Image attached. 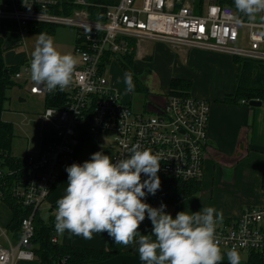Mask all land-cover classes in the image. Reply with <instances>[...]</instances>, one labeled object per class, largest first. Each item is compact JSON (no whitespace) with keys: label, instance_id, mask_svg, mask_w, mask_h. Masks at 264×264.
I'll use <instances>...</instances> for the list:
<instances>
[{"label":"built area","instance_id":"obj_1","mask_svg":"<svg viewBox=\"0 0 264 264\" xmlns=\"http://www.w3.org/2000/svg\"><path fill=\"white\" fill-rule=\"evenodd\" d=\"M65 1L72 9L67 13L46 11L58 0H3L0 4V19L15 21L21 33L28 32L31 23L76 28L79 58L72 83L63 91L36 86L30 78V63H23L14 74V80L26 83L31 94L58 96L59 103L42 114L47 128L40 152L28 155L23 168L0 166V199L9 191L30 210L22 219L18 238L3 232L6 244L0 243V264L36 258L32 249L35 218L55 186L61 164L75 155L87 137L111 134L113 162L129 156L132 146L139 144L142 150L162 157L160 179L201 180L209 143L210 101L172 92L165 95L160 109H137L126 101L107 70L112 61L133 50L134 40L165 41L179 48L264 62V12L258 20L242 18L218 0H206L201 6L194 0H141V6L137 0ZM239 41L244 45H237ZM216 236L221 251L235 247L239 254L264 257V203L247 207L237 218L218 221Z\"/></svg>","mask_w":264,"mask_h":264},{"label":"crops","instance_id":"obj_2","mask_svg":"<svg viewBox=\"0 0 264 264\" xmlns=\"http://www.w3.org/2000/svg\"><path fill=\"white\" fill-rule=\"evenodd\" d=\"M0 35L4 39L6 50L15 48L18 53L16 57H19L18 62L14 61L16 57L9 56L8 58L5 52L4 59L8 58V61L5 60L7 65L20 64L21 66L23 63H30L31 54L39 33H21L19 31L13 33L10 30H5L1 31ZM48 35L52 37L56 46L57 41L60 39L59 34H56L55 30L54 33ZM77 39L78 31L75 39L73 37L71 42H68L69 40L65 38L61 42L60 52L71 53L74 56ZM17 41L19 45L14 46ZM147 41L155 40H140L138 43L134 41L136 47L133 65L134 74L144 82L148 75L155 74L154 71L159 73L161 77L160 72L154 69L153 59L155 56L162 52L164 54L163 57L177 58L175 62L177 64L176 68L173 71L169 70L168 77L162 79V83L166 86L162 92L164 94L170 92L171 81L175 78L190 80L192 82L191 94L209 100L211 110L208 125L207 158L200 180L201 191L173 205L161 200L159 188L155 195L147 194L143 198L144 202L155 208H158L161 203L165 204L167 206L165 212L171 214L173 218L181 211L194 213L202 212L205 207H213L218 213L223 214L222 219L237 218L247 207L264 203V189L262 186L264 180V108L261 107L263 106V101L261 106H251L249 103H243V101L240 103L222 101L226 95L235 94L238 88L239 70L234 58L221 52L199 48H179L165 41L156 42L155 50L152 52V50H149L148 45L145 47L142 45V43H148ZM162 42L168 43L171 47L159 44ZM179 54H184V58H180ZM74 58L77 62L79 61L77 55ZM227 61L229 62L228 67L225 68L226 71L223 73L226 74L229 81L225 85L215 88L211 84V78H207L204 74L205 69L207 70V66L225 64ZM141 64H143V69ZM118 71H120L119 68ZM18 83L19 85L11 90L10 105L13 99L14 101L23 100L21 110L28 114V123L33 125L41 121L40 116H42L44 109L49 106L47 105L48 97L33 95L30 93L26 83L21 81ZM164 102L165 100L160 102L159 106L163 105ZM58 103L59 99L56 101V104ZM46 128L47 125L44 123V128L41 129L39 135L42 132L44 136ZM98 140V138L87 137L75 155L63 161L58 171V179L55 186L49 198L40 208V215L53 226V237L57 238V243L80 248L106 250L115 254L107 260L90 264H144L139 259L137 245H118L113 242L107 232L93 233L92 239H85L82 236L71 234L67 230L63 234H59L55 229L57 200L63 197L67 187L68 173L66 172V167L73 163L83 164V162L90 159L93 153L98 151L104 152L110 158L112 157V148L101 147L98 144ZM41 148L42 143L40 149L36 150V152L39 153ZM141 179L143 181L147 177L141 176ZM145 191L147 192L146 189ZM12 219V209L4 200L0 199V238L2 236L5 242L6 238L3 232L16 238L14 232L9 229ZM152 228L151 221L146 214L138 231L142 235H149L152 233ZM33 248L34 246L32 245ZM16 264H42V262L35 258L34 260H18Z\"/></svg>","mask_w":264,"mask_h":264},{"label":"clouds","instance_id":"obj_3","mask_svg":"<svg viewBox=\"0 0 264 264\" xmlns=\"http://www.w3.org/2000/svg\"><path fill=\"white\" fill-rule=\"evenodd\" d=\"M234 4L250 20L264 12V0H234ZM31 56L30 78L36 86L53 92L72 83L77 61L71 53L60 52L50 35H37ZM124 83L127 91H134L131 72L125 73ZM129 151V156L116 162L98 151L83 164L66 167V191L57 200V233L67 230L92 239L93 233L107 232L118 245H137L144 264H220L223 255L216 225L223 214L205 207L202 212H178L173 218L165 212V204L155 208L144 202L147 194L155 195L161 186L158 172L162 157L142 150L139 144ZM141 174L147 179L142 181ZM146 214L153 228L151 234L142 235L138 229ZM226 255L229 264H240L235 247Z\"/></svg>","mask_w":264,"mask_h":264},{"label":"trees","instance_id":"obj_4","mask_svg":"<svg viewBox=\"0 0 264 264\" xmlns=\"http://www.w3.org/2000/svg\"><path fill=\"white\" fill-rule=\"evenodd\" d=\"M104 1V0H100ZM206 0H194L197 6L203 5ZM221 4L232 6L235 10L234 0H218ZM3 0H0V4ZM65 0H60L58 4L48 6L47 10L51 13H67L70 12L71 6L66 5ZM196 6V12L199 10ZM237 11V10H236ZM241 17L244 15L242 13ZM55 24L50 23H31L29 24L28 32L51 34L56 30ZM16 22L12 20L0 19V32L5 30L17 31ZM135 41V40H134ZM134 49L125 55L119 56L118 64L124 73L131 72L133 83L135 85L133 92H146L147 86L133 72V65L136 56L135 42L131 43ZM19 42H15L14 46H18ZM4 39L0 35V166L20 167L26 165V158L16 157L12 153V141L14 138L13 127L10 123L3 120V113L8 109L11 101V90L18 86L19 83L14 80V74L19 70L20 64L9 66L5 63L4 54ZM238 65V88L235 94L226 95L222 100L227 103H249L252 99L264 100V72H260L259 68L264 69V62L251 59L233 57ZM104 66V65H102ZM192 82L187 79L175 78L171 81L170 92L189 94ZM47 105H57L58 96H47ZM7 108V109H6ZM264 189V180H263ZM201 191L200 180H177L169 177L161 179L159 196L161 200L169 204H177L182 200L197 194ZM12 209L13 219L9 225V229L14 232V235L19 237L22 219L29 215L30 210L17 201H15L9 191L5 192L2 198ZM43 216L37 214L35 218V235L32 239L33 251L43 264H90L109 259L115 255L106 250H97L91 248H80L72 245H62L52 242L53 226L50 225ZM223 260L220 264H229L228 258L224 251H221ZM260 254H252L250 264H264V257H258ZM241 264V262H240Z\"/></svg>","mask_w":264,"mask_h":264},{"label":"rangeland","instance_id":"obj_5","mask_svg":"<svg viewBox=\"0 0 264 264\" xmlns=\"http://www.w3.org/2000/svg\"><path fill=\"white\" fill-rule=\"evenodd\" d=\"M192 1V0H191ZM137 6L142 5L141 0H137L136 2ZM260 14L258 13L255 16V20H258L260 18ZM11 32L15 33L17 31L10 30ZM56 34H59L60 39L56 43V48L61 51V42L66 38L69 40L68 42H71L72 38L77 35V30L74 27L65 26V25H57L56 26ZM148 43H142V45L149 46V50H152V52L155 50L156 42L159 41H147ZM158 44V43H157ZM164 44L168 47H171L168 43H159ZM239 46H243V41H239L237 44ZM7 57L9 56L16 57L18 55L17 50L15 48L6 50ZM163 53L159 52L157 56L153 59V64L155 66V70L160 72L161 77L159 73L155 72L153 75H148L146 78V81L144 82L147 86L146 92H129L126 90V85L124 83V71L122 70L118 62L112 61L111 64L108 67L107 75L108 78L111 80L112 84L120 90L122 97L127 101H131L132 105L137 108L141 109L142 107L146 109H160V102L165 100V95L163 90H165V85L162 83V79L165 77H168L169 70L173 71L176 68L175 62L177 58H171V57H163ZM167 55V54H166ZM76 56V53L74 54ZM180 58H184V54L178 55ZM5 58L6 61H8V58ZM19 57H16L14 61L18 62ZM143 61V60H142ZM229 62L225 64H213L212 66H207V70L205 69L204 74L207 78H211V84L217 88L222 85H225L228 83V78L226 76L225 68L228 67L227 65ZM18 65V64H17ZM141 67L143 69V64H141ZM118 68L120 71H118ZM260 72H264V69L259 68ZM165 76H164V74ZM264 83V80H263ZM161 91V92H159ZM11 93V92H10ZM191 93V90H190ZM19 100V99H18ZM13 99L12 104L8 105V109L4 111L3 114V120L5 118V122L10 123L13 127L14 131V138L12 141V152L16 157L25 158L28 155H36V150L40 149V145L43 140V133L39 135L41 129L44 128V121L43 117H41V121H38L37 123L31 125L29 124L28 120V114L21 110V107L23 106V100L18 101ZM264 108V100H263V106ZM23 111V112H22ZM7 119V120H6ZM111 134L104 133L99 137L98 144L101 147L104 148H112V139ZM201 194V193H200ZM215 195V194H214ZM215 197V196H214ZM10 234V232H8ZM6 244L4 238L1 236L0 243ZM240 255V262L241 264H250L251 262V253L245 252L241 253Z\"/></svg>","mask_w":264,"mask_h":264},{"label":"water","instance_id":"obj_6","mask_svg":"<svg viewBox=\"0 0 264 264\" xmlns=\"http://www.w3.org/2000/svg\"><path fill=\"white\" fill-rule=\"evenodd\" d=\"M249 104L251 106H261L262 105V100L252 99V100H250Z\"/></svg>","mask_w":264,"mask_h":264}]
</instances>
